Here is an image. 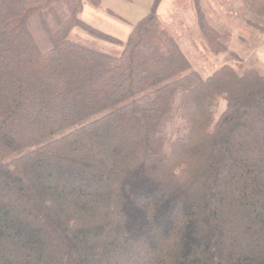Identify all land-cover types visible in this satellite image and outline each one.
<instances>
[{"label": "trees", "instance_id": "16d2710c", "mask_svg": "<svg viewBox=\"0 0 264 264\" xmlns=\"http://www.w3.org/2000/svg\"><path fill=\"white\" fill-rule=\"evenodd\" d=\"M101 1L0 0V264H264V75L226 60L202 76L160 0L107 34L81 18Z\"/></svg>", "mask_w": 264, "mask_h": 264}, {"label": "rangeland", "instance_id": "374dc122", "mask_svg": "<svg viewBox=\"0 0 264 264\" xmlns=\"http://www.w3.org/2000/svg\"><path fill=\"white\" fill-rule=\"evenodd\" d=\"M219 1V2H218ZM101 9L85 5L81 18L99 30L123 39L130 27L150 11L152 0H103ZM203 13L221 33L228 50L216 53L210 49L196 25L191 0H160L157 16L160 24L180 45L181 49L202 76L209 75L224 61L241 63L242 69H254L264 75V32L246 23L264 24L251 12H246L241 0H200ZM114 13L115 16L110 15ZM69 38L92 49L119 55L121 46L91 36L78 27L72 28ZM38 42L44 46V37L37 34ZM232 52V56L230 55ZM220 107L216 108L218 113Z\"/></svg>", "mask_w": 264, "mask_h": 264}, {"label": "crops", "instance_id": "0c3cea01", "mask_svg": "<svg viewBox=\"0 0 264 264\" xmlns=\"http://www.w3.org/2000/svg\"><path fill=\"white\" fill-rule=\"evenodd\" d=\"M215 1V0H214ZM230 1V0H229ZM102 2V5H103V0L101 1ZM219 2V1H218ZM242 2V1H241ZM151 8V7H150ZM243 8H244V6H243ZM245 10V9H244ZM246 12H248V11H246ZM145 16V15H144ZM249 19H246L245 21H248ZM208 21H209V19H208ZM210 22V21H209ZM247 23V22H246ZM196 25H197V23H196ZM213 26V25H212ZM198 27V26H197ZM215 28V27H214Z\"/></svg>", "mask_w": 264, "mask_h": 264}]
</instances>
